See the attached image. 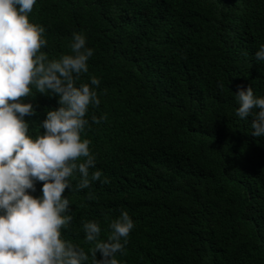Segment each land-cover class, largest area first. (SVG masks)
Masks as SVG:
<instances>
[{
    "label": "trees",
    "instance_id": "obj_1",
    "mask_svg": "<svg viewBox=\"0 0 264 264\" xmlns=\"http://www.w3.org/2000/svg\"><path fill=\"white\" fill-rule=\"evenodd\" d=\"M30 19L45 25L50 57L71 51L74 31L95 49L78 83L101 78L90 114L107 119L89 115L85 135L110 182L63 193L74 211L66 238L89 253L85 264L95 243L83 222L98 219L107 239L122 209L135 221L124 264H264V137L235 112L241 86L264 95L254 55L264 0H37ZM26 99L30 121L57 106Z\"/></svg>",
    "mask_w": 264,
    "mask_h": 264
},
{
    "label": "clouds",
    "instance_id": "obj_2",
    "mask_svg": "<svg viewBox=\"0 0 264 264\" xmlns=\"http://www.w3.org/2000/svg\"><path fill=\"white\" fill-rule=\"evenodd\" d=\"M36 3L0 0V264H85L89 253L66 238L74 211L70 195L63 193L110 182L85 135L89 115L97 124L107 119L106 113L90 114V107L101 103V78L91 75L89 82L78 83L95 52L83 30L72 33L68 53L50 57L42 50L47 29L30 19ZM254 55L264 62V43ZM37 93L57 97V106L45 108L38 122L25 118L37 114L26 99ZM235 94L237 116L251 117V134L264 137V95L255 94L252 84ZM37 182H43L40 195H34ZM82 227L84 240L95 243L91 264H124L117 254L124 253L135 227L129 211L109 220L107 239H100L98 219L85 220Z\"/></svg>",
    "mask_w": 264,
    "mask_h": 264
}]
</instances>
